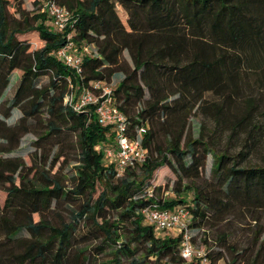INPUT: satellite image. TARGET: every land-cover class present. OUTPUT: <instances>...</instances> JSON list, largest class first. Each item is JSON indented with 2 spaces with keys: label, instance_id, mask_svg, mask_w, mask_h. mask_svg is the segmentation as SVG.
<instances>
[{
  "label": "trees",
  "instance_id": "1",
  "mask_svg": "<svg viewBox=\"0 0 264 264\" xmlns=\"http://www.w3.org/2000/svg\"><path fill=\"white\" fill-rule=\"evenodd\" d=\"M42 1L28 0V10L23 0H0V264H65L73 244L86 238L77 234V224L85 221L88 236L118 245L127 264H148V257L151 264H194L182 259L179 236L158 237L142 223V209L183 206L190 232L215 230L228 217L264 209V159L247 163L264 127L252 124L255 105H234L252 88V78L264 82V0H54L70 13L64 32L51 28L39 11ZM66 35L76 48L94 49V56L82 57L81 78L54 57ZM33 38L40 44L35 49ZM14 74L17 83L7 102L2 97ZM116 74L121 77L110 88L113 103L130 135L143 128L146 152L144 163L120 177L96 149L111 142L109 127L98 123L93 107L75 113L63 102L68 85L75 92L93 81L109 86ZM41 77H47L45 86L38 85ZM207 94L221 96V103L206 101ZM14 110L20 115L11 123ZM193 115L202 117L195 138L188 133ZM204 118L214 126L207 136ZM223 129L229 145L245 132L233 153V147H215ZM27 134L34 136L38 157L25 156L28 163L5 157ZM66 140L76 163L67 188L52 172ZM207 155L210 180L204 185H182L170 199L164 186L152 185L154 173L164 169L175 182L201 179ZM77 199L71 222L53 225L46 219L54 207ZM226 239L220 233L213 246L226 247ZM256 244L258 254L264 235ZM133 248L143 258H134ZM204 249L209 264L221 258L219 251ZM114 264H120L117 257Z\"/></svg>",
  "mask_w": 264,
  "mask_h": 264
},
{
  "label": "rangeland",
  "instance_id": "2",
  "mask_svg": "<svg viewBox=\"0 0 264 264\" xmlns=\"http://www.w3.org/2000/svg\"><path fill=\"white\" fill-rule=\"evenodd\" d=\"M24 6L26 9L31 10L32 6L28 2V0H23ZM31 40V39H30ZM40 44L34 38L32 39V49L39 47ZM92 49V47L90 46ZM123 57L126 58V54L123 53ZM18 74H14L10 78L9 86L7 87L2 100L9 102L11 95L13 94L16 83H17ZM121 75L116 74L112 77V81L109 84V88H113L118 79H120ZM252 78L250 81L252 88L249 90H245L241 97L235 98L234 105L242 107L245 105H255L256 111H254V118L252 124L260 125V127H264V82L262 85H257L253 81ZM48 80L47 77H41L38 80L39 86H45ZM205 100L208 102H214L217 104L221 103V96H215L211 94L205 95ZM250 100V102L247 101ZM11 123H15L17 118L20 115L19 110H14L11 113ZM202 122V117L198 115H193L191 120L189 121L188 126V133L189 136L195 138L198 132V124ZM205 130V136L209 135V133L214 129V126L210 119L204 118L203 119ZM262 125V126H261ZM247 130V129H246ZM228 134L227 129H223L222 132L217 136L216 145L215 147L218 150H222L225 147L235 148L231 150L233 153L234 150H237L238 144L242 142L245 136V132H240L238 134V140H233L232 145H229L226 136ZM32 141H34V136L32 134L25 135L21 141L19 148L14 151L13 153L5 156V157H21L24 158L27 155H34L38 157L39 151H34L32 148ZM68 144V148L66 152H63L60 155V160L56 162L55 167L53 168L52 172H55L57 177L60 179L62 185L67 188L70 185L69 177L72 174V166L76 163L73 162V154L74 151L72 150V144L70 140H66ZM50 148L46 149L49 150ZM56 152L55 149L50 151V155ZM25 161L28 163L29 160L24 158ZM63 159L67 162V165L63 163ZM264 159V133L262 135V139L260 140L259 145L256 147L253 153L248 158V164L260 165L262 164V160ZM211 164V158L209 155L206 157L205 167H204V175L201 179L197 181H188L182 180L181 182H175V177L166 169L155 172L154 177L152 180V185L155 187L164 186L165 189V199H170L175 197L174 196V189H180L182 185L192 186L193 183L195 185H204L210 179L209 175V167ZM137 172V171H136ZM98 190L91 196L92 199L96 197ZM158 193V192H157ZM1 196L3 197L4 194L1 192ZM186 196V193L181 195ZM81 202L77 199L74 202H63L58 207H54L50 213L46 214V219L53 225H58L59 223H66L72 221V215L70 210L77 211L79 204ZM89 222L85 221V223L77 224V234L84 235V239H78L77 243L73 244V248L70 250L67 261L65 264H114V259L117 257L119 259L120 264H127V258L122 256L120 253H117L116 250L119 249L118 245H111L108 242H101L99 239H94L92 236H88L86 232V226L88 228ZM220 233H225L227 235L226 239V247L218 246L213 243L216 241L217 237ZM191 235L194 237L193 244L195 247H203L206 249H210L212 246L213 248L210 249V253H215L219 251L221 253V258L216 261L215 264H247L253 261V264H264V250L258 252V245L256 241L260 237L264 235V209L259 211H255L253 214L240 216V217H228L226 222L220 226L219 228L213 230L209 227H204L201 231H192ZM163 237H171L173 233H163L160 234ZM127 237V234L124 233L123 238ZM257 239V240H256ZM203 240H207L206 243ZM232 248L233 252L230 253L228 250ZM79 252V256L78 253ZM240 253V254H236ZM244 255H247L246 258L243 260ZM132 256L134 258H143V252L140 251L139 248L132 249ZM131 256V257H132ZM148 264L153 262L152 257L146 258Z\"/></svg>",
  "mask_w": 264,
  "mask_h": 264
},
{
  "label": "built area",
  "instance_id": "3",
  "mask_svg": "<svg viewBox=\"0 0 264 264\" xmlns=\"http://www.w3.org/2000/svg\"><path fill=\"white\" fill-rule=\"evenodd\" d=\"M39 11L45 13L51 28L56 32H64L70 25V13L58 5L54 0H43ZM66 35L65 42L54 52L55 59L73 74L82 77V57L94 56V49L90 45L76 48ZM89 84V85H88ZM75 92L69 86V91L63 102L75 113H82L86 107H93V112L102 126H108L112 136L111 142L97 147L102 153V161L111 165L114 176L120 177L125 170L133 169L146 159V152L142 146L143 128L129 134L125 116L116 108L110 95V88L100 81L89 82ZM142 223L153 228L156 236L163 233H173L179 236L180 255L186 262L194 264H209L205 249L195 247L191 241V232L188 229L189 212L183 206H174L171 209L156 207L144 208L140 211Z\"/></svg>",
  "mask_w": 264,
  "mask_h": 264
},
{
  "label": "crops",
  "instance_id": "4",
  "mask_svg": "<svg viewBox=\"0 0 264 264\" xmlns=\"http://www.w3.org/2000/svg\"><path fill=\"white\" fill-rule=\"evenodd\" d=\"M118 80H120V79H118Z\"/></svg>",
  "mask_w": 264,
  "mask_h": 264
}]
</instances>
